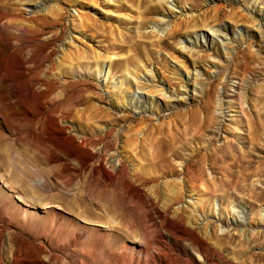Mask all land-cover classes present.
<instances>
[{
    "label": "rangeland",
    "instance_id": "rangeland-1",
    "mask_svg": "<svg viewBox=\"0 0 264 264\" xmlns=\"http://www.w3.org/2000/svg\"><path fill=\"white\" fill-rule=\"evenodd\" d=\"M16 1L38 27L73 36L52 40L50 59L78 83L59 118L60 87L34 92L13 69L0 82V264H264V0H37L33 14ZM205 23L239 37L187 52ZM195 67L204 86L186 101L154 87L185 92ZM134 92L158 99L157 116L122 105ZM175 203L246 226L207 237Z\"/></svg>",
    "mask_w": 264,
    "mask_h": 264
},
{
    "label": "bare ground",
    "instance_id": "bare-ground-1",
    "mask_svg": "<svg viewBox=\"0 0 264 264\" xmlns=\"http://www.w3.org/2000/svg\"><path fill=\"white\" fill-rule=\"evenodd\" d=\"M22 1L28 3V6H27L28 13H32V14L40 11L41 7L45 5L44 2L37 1V0H22ZM217 1H220V0H211L209 1V3H215ZM18 2L19 1H16V0H0V30L1 29L6 30V34H3V33L0 34V54L2 55L3 52H7L5 50L8 48L5 49V47L3 46L4 44L10 45V48H11V51L7 52V56L9 59L4 58V57L0 59V82L7 83L8 82L7 80L9 77L8 76L9 70L13 69L16 71V76L18 75L16 77V82H18L19 80H22L27 87L31 86L34 92L37 91L35 89L37 85H39V87H42L40 92H43V93L50 91L56 86L60 87L61 93L63 94L64 99H65V102L63 103L61 108H59L60 106L55 107L54 112L58 113L59 118H63L65 114L68 112L67 107L71 103H73V96H70V97L67 96L68 88H70L71 86L74 87V85L78 83L77 80L72 81V80H68L67 78H62L61 73L58 72V69H57V63L59 62H56L55 60L50 59L51 56L56 51V45L51 44V41L61 40L62 42L63 40H65L64 38L62 40L63 31L61 28L60 29L57 28L53 32H47L46 25H42V23L39 24L41 27H38L37 24L34 23L32 20H30L27 17L25 18V14H23L22 10L19 8L20 3ZM173 3L175 6H177V0H173ZM188 11L189 9L187 8H184V7L180 8L181 14H185ZM175 15L176 13L174 14V13L168 12L166 15H163V16L169 19L171 17H174ZM252 18H253L252 19L253 23L255 21L259 22V18L257 17H252ZM160 24L161 23H154L153 25V27L157 29L158 36H161V34L159 33H162L161 31L162 26ZM205 26H208L212 30L210 34H207L205 32H197L195 33V38H188L182 42V44H184L183 47L185 48V50H187V52H196L197 54L200 55L203 51L209 50L210 46L213 45V42L215 40H221V43L224 42V44L227 46L232 40L239 37V36L232 35V36H229L227 40H224V38H227L228 36L227 28L225 26L223 27L219 25L217 26L212 23L210 24L205 23ZM39 34L43 35L42 40L40 38H37ZM220 34L222 35V37ZM200 38L203 39L204 41L203 43L201 42V40H199ZM72 39H73V36L68 35L64 43L67 40L71 42ZM64 43L60 45V47H62V50L64 49ZM199 55H197L198 56L197 58H199ZM109 60L111 61V59ZM3 62H4L3 65H6L8 68H5L4 66L1 65ZM102 62L103 63L101 66L103 69L105 62L104 61ZM109 62L107 66L108 73L105 76V78L102 80V82L105 84L109 83L108 75L110 72L109 70L111 68L110 66L111 63ZM197 62H198L197 60H193L194 65ZM211 63L212 64L210 65V67L215 68V69L219 68V66L216 63L214 62H211ZM70 65L71 64L69 63L68 68L70 67ZM93 65L95 66L98 65L97 60H95ZM183 65L185 66V64ZM194 71L195 72L191 73L188 70L186 81L181 80L182 86L185 88V92H182L180 89L172 90L169 88L166 89L165 91V89H163V83L161 82L159 85H155L154 87L158 88L157 92H159L161 96L163 95L165 98H175L178 101L177 104H179L181 103L180 98H184V101H186L189 99V94H191V92L201 93L202 91V88L204 85L198 81L199 80L198 77L202 75V73H200V70L198 69V67H195ZM220 71L221 69L218 70V72ZM149 72L150 73L148 75H144L143 79L147 80V82L151 80L154 81L156 78V75L154 74L153 71H149ZM100 74L101 72L95 73L97 77L96 79H98ZM192 79L195 81V84L192 87H189L190 80ZM137 83H139V78H138ZM137 89H141V88L137 85ZM120 100H121L120 102L122 103V105L124 104L127 106V104H130L131 107L138 109L139 111L141 110L140 113L149 112V114L153 116H157L158 99H156L154 96L150 97L147 95L145 96L143 94H138L137 92H134L130 96L128 102H126V100L124 99V96L123 97L121 96ZM114 160H115V156H112L111 161H114ZM238 203L239 202L235 200H231L229 201L227 206H231V208L234 209V208H237ZM209 204H210V209L214 210L215 199H212ZM175 206H176L175 208H176L177 216H179L183 221H186L189 224H196V221L198 222V220H200L202 217L201 219L202 221H201L199 228H200L201 233L203 235H206L207 237L210 236V234H213L215 232L216 233L224 232V231L229 232L231 229H240L241 227L244 228L246 226L244 223L245 222L244 219H242L243 221L241 220V217H243L242 215H239L233 221L224 225L219 220L221 215L220 217H218V219L215 216L208 218L205 215V213L202 215H197V208L195 205H188V207L190 206L189 207L190 209L188 212H185L183 210L184 206L181 205L182 206L181 208V206H179V203H175Z\"/></svg>",
    "mask_w": 264,
    "mask_h": 264
}]
</instances>
